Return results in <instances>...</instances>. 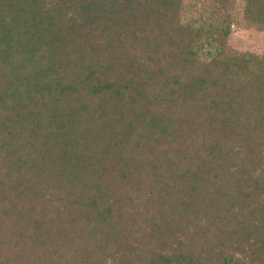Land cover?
Here are the masks:
<instances>
[{"label": "trees", "instance_id": "trees-1", "mask_svg": "<svg viewBox=\"0 0 264 264\" xmlns=\"http://www.w3.org/2000/svg\"><path fill=\"white\" fill-rule=\"evenodd\" d=\"M235 4L0 0V264H264V42L229 44L264 0Z\"/></svg>", "mask_w": 264, "mask_h": 264}, {"label": "rangeland", "instance_id": "rangeland-1", "mask_svg": "<svg viewBox=\"0 0 264 264\" xmlns=\"http://www.w3.org/2000/svg\"><path fill=\"white\" fill-rule=\"evenodd\" d=\"M243 3V0H236L235 4V10L240 11L241 5ZM187 13V12H186ZM194 14H197V10L193 12ZM192 14L187 13L186 16L189 17V15ZM264 42V33L256 31L254 29H243L238 24H233L232 26V32L229 38V44L233 47V49H239V50H252L255 52H259L262 49ZM147 236L144 238V241H146ZM132 242L135 241L131 239ZM143 245H145L143 243ZM156 248H158V245L153 242V244ZM159 249V248H158Z\"/></svg>", "mask_w": 264, "mask_h": 264}]
</instances>
